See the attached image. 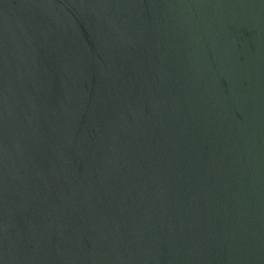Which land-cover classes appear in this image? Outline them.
Listing matches in <instances>:
<instances>
[{
  "label": "water",
  "instance_id": "obj_1",
  "mask_svg": "<svg viewBox=\"0 0 264 264\" xmlns=\"http://www.w3.org/2000/svg\"><path fill=\"white\" fill-rule=\"evenodd\" d=\"M0 264H264V0H0Z\"/></svg>",
  "mask_w": 264,
  "mask_h": 264
}]
</instances>
